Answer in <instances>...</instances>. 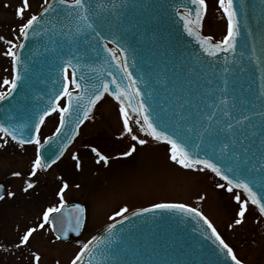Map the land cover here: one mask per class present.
I'll return each mask as SVG.
<instances>
[{"label":"water","instance_id":"obj_1","mask_svg":"<svg viewBox=\"0 0 264 264\" xmlns=\"http://www.w3.org/2000/svg\"><path fill=\"white\" fill-rule=\"evenodd\" d=\"M84 2L100 36L95 32L69 35L75 25L64 19V7L55 4L57 11L43 16L36 33L19 42L24 44L17 66L21 79L8 98L0 100V124L21 129L25 139L34 138L40 116L63 98L64 69L72 73L67 64L72 60L79 67L77 77H85L79 82L87 86L89 95L102 90L104 83L114 94L115 79L131 95L130 122L141 129L143 117L136 111L143 104L157 131L177 139L193 158L210 160L234 182L238 176L258 196H264V170L260 169L264 163V0H233L239 30L236 50L220 52L215 57H209L184 27L181 17L193 10L191 0ZM42 11L43 8L37 15ZM105 48L116 54V60L121 62L119 68ZM125 66L127 72L123 71ZM136 90L139 96H135ZM78 94L73 92L74 96ZM105 97L121 106L114 95L105 93ZM222 97L229 100L227 107L219 103ZM87 98L86 95L79 112L74 102L58 136L56 132L50 142L47 139L41 143L46 165L53 159L57 162L76 138L86 121L83 112ZM93 111L94 107L88 119ZM226 111L230 115L226 116ZM245 116L250 119L243 125L236 123ZM209 117L211 134L204 133L201 143L200 134L208 127ZM228 123L234 125L231 132L226 131ZM190 128L192 131H188ZM224 143L233 145L227 154L220 151ZM233 152L238 160L233 158ZM229 168L233 171L229 172ZM0 190L3 194L2 185ZM84 219L80 204L64 205L60 213L50 217L51 231L55 237H67L61 242L78 238ZM113 224L115 228L110 233L108 228ZM86 244L90 252L82 258L83 264H233L202 220L156 206L111 223Z\"/></svg>","mask_w":264,"mask_h":264},{"label":"rangeland","instance_id":"obj_2","mask_svg":"<svg viewBox=\"0 0 264 264\" xmlns=\"http://www.w3.org/2000/svg\"><path fill=\"white\" fill-rule=\"evenodd\" d=\"M20 1L0 0V37H3L0 93L8 89L3 86V80L12 78L11 60L3 55L8 45L3 41L12 32V26L22 23L14 16L22 6ZM205 2L207 13L201 32L219 42L226 31L224 13L219 0ZM29 4L24 20L38 10L41 0H29ZM119 109L111 99L101 101L94 117L80 128L61 161L47 172L37 170L35 177L31 176L35 145L21 148L7 139L5 146L0 147V183L5 185V199L0 201V264H34L32 252L41 257L39 264H69L84 242L99 229L127 213L158 204H183L198 210L233 248L237 258L245 264H264V223L256 212L248 206L244 222L235 225L239 205L234 194L219 188L217 185L222 183L211 174L173 163L166 145L149 140L129 122L131 135L147 143L140 145L133 141L124 130ZM54 125L55 120L51 119L43 126L40 140L50 134ZM0 144H4L3 139ZM132 148L136 151L127 156ZM93 149L105 156L108 163H97L99 157ZM90 154L92 157L87 156ZM16 172L20 176H15ZM29 182L35 187L24 192ZM64 184L68 188L63 203H80L86 220L79 239L61 243L52 236L49 224L43 229L38 226L43 222L44 211L61 203L56 190ZM8 193L14 195L9 197ZM241 199L245 201L242 196ZM125 208L128 211L119 215ZM33 227L38 230L29 245L17 249L20 236Z\"/></svg>","mask_w":264,"mask_h":264},{"label":"snow or ice","instance_id":"obj_3","mask_svg":"<svg viewBox=\"0 0 264 264\" xmlns=\"http://www.w3.org/2000/svg\"><path fill=\"white\" fill-rule=\"evenodd\" d=\"M59 4L64 7L66 10L65 12V20L71 21L75 25V31L72 29H69V35L71 36H80L87 32H95L96 36L99 37L100 33L96 31V28L94 27L93 23L90 22L91 12L89 7L85 4L84 0H54L53 3H49V0H43V11L39 15H31L29 19H27L26 23H23L19 27V35L17 39H21L23 41H27L30 38V34H35L37 26L41 23V18L45 15H48L50 13H54L57 11L55 4ZM191 4L194 6L193 10H190L186 16L181 17V19L184 20V27L186 31L188 32L189 36H194L197 42L200 44L201 48L204 50V52L209 57H215L220 52L223 53H235L236 46H237V36L239 34V30L237 27V20H236V11L233 7V0H219V8L223 11L224 15L227 17V35L223 38L222 41L215 42L213 40V37L207 36L202 37L199 32L202 28L203 20L205 18V15L207 13V5L205 3V0H191ZM29 0H22V6L18 7L16 9V17L20 20H24V14L26 11L29 10ZM194 11V15H193ZM3 37H0V40H2ZM8 47L6 51L3 53L4 56L8 57L11 60L12 63V69L14 73L13 79L10 81L8 79L3 80V86H6L8 88L7 93H0V100H4L8 98V94H10L12 91H14L17 87V82L21 79L19 72H18V64L20 63V56H19V50L24 48V44H16L12 41H4ZM105 51L109 53V55L112 57L113 60H116V54L112 52L111 50L105 48ZM67 64L72 68V73L69 76L68 74V68L66 67L64 69L65 75H64V84H63V98L67 99V106L66 107H60L59 102L56 101L53 103V106L50 108L49 111H47L44 115L40 116L39 122L35 125V137L34 138H28L25 139L22 134V130L18 129L15 126H5L3 124H0V139L4 140V144H0V147H4L5 144L8 142L7 138H10L12 141H14L17 145H19L21 148L24 147L25 144H34L36 145V158L33 161L32 169H31V176L35 177L37 175V170H47V168H50L52 164L56 163V159H53L51 161V164H45L44 160L41 157L40 149L42 147L41 140L39 138L40 133V126L44 123L45 116L51 115L52 113H59L60 114V127L57 129V136L60 134V130L64 128L65 126V117L66 114H70L71 110L74 107V102L76 106V111L79 112L80 108L83 107V102L85 101V96L87 95V108L83 112V119L87 120L89 118L91 109L95 107V105L101 101L104 97L105 93H108L109 95H114V98L121 103L120 106V114L123 119V127L127 134H132V127L130 126V115H129V107H132L131 105V95L127 90H122L120 85L116 82L115 79L112 80V84L116 86L115 93L113 94L110 91V86L108 83H104L102 85L101 89H96V91L89 95L88 94V88L85 85H82L79 81H83L85 77L81 75L79 78L77 77V71L79 70V67L77 64H73L72 60H68ZM117 67H120L121 62L119 60H116ZM123 71L127 72L126 66L123 68ZM111 75V73H109ZM129 79H131L130 75L128 76ZM135 84V81L132 82ZM73 89L75 92L79 93L78 95H73V91H70L69 89ZM139 90H136L135 96H139ZM124 101H127V103H124ZM221 105H224L227 107L229 104V100L222 97L219 101ZM235 107V105H233ZM146 110L143 107V104L139 105V110L136 111L137 116H142V124L141 131L145 133V135L150 136L155 141H163L165 144L170 146L171 149V155L170 159L173 163L178 164L181 168L184 169H191V170H197V171H207L210 170L212 173L215 174V176L219 177L220 180L225 181V184H218L217 186L221 189H226L228 193L234 194V199L236 203L239 205V211L237 213V217L235 219V225L239 226L244 222L246 211L248 210V204L245 201H242L241 196L239 194L234 193V189L242 190V192L246 195L248 201H250L251 205H254L261 216H264V196H258L256 192L253 191L252 187L249 186V183L242 180L240 177H235V182L232 178H229L228 175H226L224 172H222L220 167H217L215 163L210 162L208 159H199V158H193L192 155L189 154V151L186 149V147L178 142L177 139H173L171 136L166 135L162 131H157L156 126H154V123L152 120L149 119V116L145 114ZM264 114V113H262ZM225 115H230L227 111L225 112ZM211 119L212 117H209V125L208 127H205L203 129V132L200 134L201 143H203V135L204 133L211 134ZM250 119L249 117L245 116L243 119H238L236 121L237 124L243 125L246 120ZM137 124H141L140 120L135 121ZM219 123V122H217ZM79 126V125H77ZM234 128V125L231 123H228L226 131L231 132ZM188 131H192V129H188ZM131 138L133 141H137L140 145H144L147 143L144 139L137 138L136 135H131ZM51 138H49L50 142ZM241 143H243L241 141ZM235 144V141L233 142V145ZM262 144H264V140H262ZM233 145H230L228 143L222 144L220 147V151L224 154H227L230 149L233 148ZM198 147V146H197ZM95 152L96 156L99 157L97 160V163L103 162L104 164L108 163V159L101 155L99 152H96L95 149L92 150ZM136 151L135 148H132L130 151L126 153L127 156H131ZM63 153L61 152V155ZM233 158L239 159V156L235 155L233 152ZM74 160L77 159V157H73ZM261 160H264V154L261 155ZM79 162H77L76 167L79 168ZM260 169L264 170V163H261ZM229 172H232L233 170L231 168L228 169ZM15 176H20L19 172L14 173ZM35 185L31 182L27 183V187H25L23 190L24 192H28L30 189H33ZM68 188L67 184H64L61 188L60 192L58 193L60 196V206L59 207H51L48 208L46 211H44L42 216V223L39 224V229H43L45 225L50 224V217L55 213H60L61 209L63 208V201H64V191ZM2 192V190H0ZM14 193H8V196H13ZM5 196L3 194H0V201L4 200ZM156 208L159 209H175L182 213H189L195 217H198L200 220L203 221L205 225H207V228L211 229V235L215 237V240L219 242V245L223 250L226 251V254L231 258L233 261V264H241V261L237 259L235 254L233 253L232 248L228 246L224 242L223 239H221L220 235L217 233L216 229L213 227V225L209 222L208 219H206L201 212L196 211L193 208L186 207L183 204H158L156 205ZM81 211H83L81 209ZM128 210L125 208L122 210V212L119 213V215H123V213L127 212ZM147 211V210H146ZM112 219H115L113 217ZM79 220L76 221L77 227H79ZM115 228V225H111L108 228V232H112V230ZM37 228H29L27 229L19 238V242L15 245L17 249H22L25 246L29 245L30 238L33 237V234L37 232ZM67 237H62L61 235L56 236V240L66 239ZM90 252V246L88 244H85L83 246L82 251L75 257V259L72 260L71 264H83V257L85 254ZM32 257L34 258V264H39L41 257L37 255L35 252L31 253Z\"/></svg>","mask_w":264,"mask_h":264},{"label":"trees","instance_id":"obj_4","mask_svg":"<svg viewBox=\"0 0 264 264\" xmlns=\"http://www.w3.org/2000/svg\"><path fill=\"white\" fill-rule=\"evenodd\" d=\"M42 4H43V0H41V4H40V6H41ZM40 6H39V7H40ZM26 21H27V20L22 21V23L20 24V26H21L23 23H26Z\"/></svg>","mask_w":264,"mask_h":264}]
</instances>
